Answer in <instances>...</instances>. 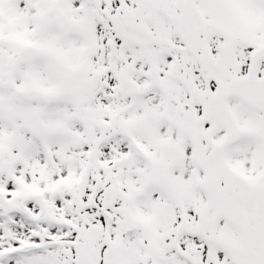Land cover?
Listing matches in <instances>:
<instances>
[{
    "label": "snow or ice",
    "instance_id": "6c2138e0",
    "mask_svg": "<svg viewBox=\"0 0 264 264\" xmlns=\"http://www.w3.org/2000/svg\"><path fill=\"white\" fill-rule=\"evenodd\" d=\"M0 264H264V0H0Z\"/></svg>",
    "mask_w": 264,
    "mask_h": 264
}]
</instances>
